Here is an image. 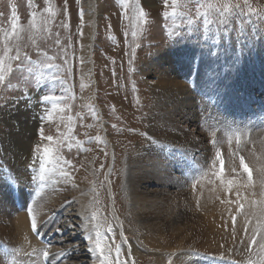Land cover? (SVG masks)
<instances>
[{
  "label": "rangeland",
  "instance_id": "1",
  "mask_svg": "<svg viewBox=\"0 0 264 264\" xmlns=\"http://www.w3.org/2000/svg\"><path fill=\"white\" fill-rule=\"evenodd\" d=\"M228 3L240 7L224 12L220 5ZM222 13L229 21L227 26L218 23ZM213 52L215 56L211 55ZM237 53L239 64L233 69ZM171 57L176 61H170ZM0 60L5 65L4 79L0 80V115L7 108L8 119L13 122L17 110L5 107L7 103H18L19 99L35 102L30 116L23 114L25 111L19 115L20 120L32 122L33 142L27 154L43 157V150L48 147L52 164L37 174L39 180L34 175L28 184L11 183L12 206H0V212L7 210L9 216L26 214L32 235L42 245L32 248L28 256L21 247L15 248L8 231L0 230V249L11 264H38L39 260L48 264L55 249L64 244L76 245L81 248V255L92 260L85 220L91 223L93 240L97 231L101 233V260L107 257L108 264H151L144 262L145 256L161 254L152 249L149 228L167 217H175L180 201L174 193L170 195V190L165 191V183L145 181L136 190L131 181L144 170L155 174L171 167L172 175L181 178V164L189 170H205L204 164H194L197 156L204 154L170 138L169 130L182 140L204 141L213 146L215 139L205 138L201 127L218 135L232 125L242 129L243 142L231 134L241 154L243 145L252 139V131L261 132L260 141L264 140V0H247V5L244 0H0ZM175 76H180L193 92L190 102L199 114L196 122L182 120L169 126L164 121L166 109L160 110L155 86L162 77ZM235 133L240 136V132ZM48 136L52 139L48 140ZM219 148L212 150L214 159ZM6 151L8 146L0 133V157ZM134 160L143 161L141 168ZM10 167L6 162L0 171L5 168L10 172ZM60 173L82 185L88 194L85 201L74 197L60 200L62 207L51 205L53 200L49 199L46 186L54 185L55 189ZM248 176L234 182L235 193H220L210 209L200 213L208 225L197 224L220 230L224 239L232 235L236 240L237 215L245 209L236 212L235 208L226 211L224 207L232 203V196L238 198L245 193L239 189L251 181ZM190 180L188 187L194 181V192L201 189L202 193L205 187L214 185L203 177ZM185 182L184 177L182 183ZM17 188L22 198L28 192L30 197L25 203L15 200ZM156 188L163 191L162 197L152 193ZM210 191L208 188L204 194ZM36 193L43 195L39 204L45 205L39 219L35 216L39 206ZM171 196L176 203H171ZM156 205L163 207L154 212ZM190 219L187 220L193 224ZM33 221L38 226L36 235ZM181 221L175 225H186L184 219ZM245 226L240 245L248 231ZM191 230L190 226L196 240L188 243L186 250L170 252V258L187 255L190 259L183 260L187 261L194 255L207 254L210 264H240L239 256L229 259L227 255L235 250V244L220 242L217 248L223 252L214 254L210 250L216 248L217 242H201L204 232L199 238L200 234ZM54 237L66 241L63 244L52 240ZM128 247L139 248L140 253L131 257ZM23 255L24 260L18 258ZM79 259L67 257L57 264H74Z\"/></svg>",
  "mask_w": 264,
  "mask_h": 264
},
{
  "label": "bare ground",
  "instance_id": "2",
  "mask_svg": "<svg viewBox=\"0 0 264 264\" xmlns=\"http://www.w3.org/2000/svg\"><path fill=\"white\" fill-rule=\"evenodd\" d=\"M95 28H96V23L94 24V29ZM176 57H178V55ZM161 59H165V57L161 56ZM172 59H173L172 62L176 61L174 57H171L170 61ZM176 59L181 64L182 63L185 64L184 61L181 62L180 59L178 58ZM179 78L180 76H175L174 78L162 77L156 82V86H155V90H158V92H156L157 93L156 95H158L159 98L158 100H160V107H161L160 110L166 109L165 113H167V117H165L164 121H166V123H169V126L177 124L179 121L182 120H186V122L189 121L196 122L199 118V114L197 113V111H194L195 109H193L194 108L193 103L190 102L194 96L193 92L190 89H188L187 86L184 85ZM163 98L164 100H162ZM19 101L20 102L18 103L14 101L9 102L7 103V106H5L10 109H12V107H16L17 111L16 110L15 111L17 115L16 117H14L13 122L12 120L8 119L9 111L7 108L2 109L0 115V133L2 134L3 137V143L7 144L8 146V151H6L7 153L1 154L0 167H3L4 164H6V162H8L11 165L10 172L7 171L5 168H2V171H0V206L1 207L8 206L10 208L12 206L9 200L11 194L10 192L11 183L14 185H17L19 182H24L28 184L30 183L31 178L34 175H36V179L39 180L37 178V174L41 173V171L47 170V168H50L52 165L48 158L47 160H43V157L41 156L35 157L33 154H27L33 142V135L31 130L32 126L30 125V123L32 122L28 123L30 119H28V121L26 122L20 120L19 115L21 114L20 113L21 111L23 112L25 111L23 114L30 116L32 107H34L35 102L30 103L26 100L23 101L21 99H19ZM10 115L14 116L12 113H10ZM158 119H160V117L157 116V120ZM225 121L226 123L228 122L229 124L228 118ZM17 123L18 126L16 125ZM201 128L205 138H209L211 140L213 138L215 139L216 141L215 145L212 146L204 141H200V143L188 142L186 139L183 140L180 139V136L178 134L176 133L172 134V131L170 130H169V135L171 134L170 138L181 140L183 143L186 144V146L189 145L191 151H196V152L200 151V154L202 155L204 154V156L201 155L197 156L198 158L196 159V161H194V164H196V166L200 164V166L202 167L204 164L205 168H202V170L205 169L204 172L201 173V171L196 169L189 170L187 167L184 166V164H181L180 165L181 168L179 167L181 172L186 173V174L183 173V176H181V178H178L177 175L175 176L172 175L171 169H173L174 167H171L167 169H160L155 174L154 172H151V174H149L147 173L146 170H144L141 176H137L131 181L132 187L135 188L136 190H138L137 188L145 181L152 182L153 180L157 183H161V184L165 183V186H167L168 188L169 187L172 188V189L170 188L168 189L166 187L165 191L170 190L169 192H172L170 193V195L174 193L175 194L174 198L179 199L180 201L179 205L181 207L179 213L175 215V217H170V218L167 217L165 219L166 221L162 220V222H160L159 224L151 225L150 228L148 227L150 229V234H151L150 243L152 245V249H155L157 252L160 251L161 255L158 254L157 256L154 257V255H152L153 253L148 254L146 255L147 257L145 256L144 262L149 261L151 264H206L208 262L207 261L208 259L205 258L207 254H201L200 257L194 255L192 257L193 259L187 261H183L185 260L184 258H189V256L187 255H184L186 257H183L182 255L181 256L176 255L175 257L172 258L169 257L170 252L172 251L177 252L179 251L178 249L186 250L187 248L186 245L196 240L195 237L193 238L191 236L193 234L190 233V226H191V229L193 231L196 230L195 233H197V235L198 233L200 234L199 238L201 237V231L204 232L203 236L201 237L203 238L201 239V242L202 241H206V242L209 241V243H212L213 241L217 242L215 246L216 248L214 250H210L214 254H219L223 252L221 250H218L217 248L220 242H224L227 244H235L236 248L235 250L232 251L233 253L231 252L227 254L229 256V259L234 256H239L237 260H239L240 264H254V262H256L255 264H264V140L260 141L261 132L252 131V139L251 141L243 145L244 154H241L239 150L234 146L232 142L233 137L231 134H233L236 141L240 142L242 129L238 127H236L235 129V127H233L232 125H228L224 127L226 132H222V134L217 135L211 131H208V129L205 126H202ZM228 130H230V132ZM235 132L237 133L240 132L239 133L240 136L237 137ZM237 138L239 139L237 140ZM218 146L221 147L218 149L216 153L219 155L217 158L214 159V154L212 153V150H214V148H217ZM222 147H224L225 149ZM20 151L21 152L23 151L24 153L19 154ZM134 161L138 162L137 168H141L143 161L141 160H134ZM42 162H44L45 164V167L43 169L41 168ZM178 162H181V159H178ZM187 162L190 163V161ZM247 175H250L248 176V178L251 181L249 183H246V185H243V187L239 189V190H246L244 191L245 193L240 194L238 198L232 196V203L224 207L226 211H231L233 208H235L236 212L238 211L241 212L240 209L242 208L245 209L244 211H242V214L237 215V219H239L238 230L236 231L237 239L233 240L232 235L230 234H229L230 238L229 236L228 237L225 236L226 239H224V236L223 234H221L220 230L213 231L210 230V228L208 227H200L197 224L199 222L202 224L204 223L205 226L208 225L206 220L202 219L201 214L210 209V205L214 202L216 197L222 192L227 194L228 196H230V194L232 195L233 193H235V192L232 193V185L236 180L241 181L244 178V176ZM184 177L186 180L185 184L182 183L184 181ZM201 177L212 180V185L214 184L212 187H208V186L205 187L206 191L208 188H211V191L206 194H204L205 190L202 192L203 194L201 193V189L195 192L192 190L194 181L191 184L192 187L191 188L188 187L189 182L191 181L190 178L197 179ZM10 179L12 180L11 182ZM203 183L204 185L207 184L205 182ZM201 184H199L198 187L201 186ZM53 186H46L48 188L47 195L49 196L50 200L51 199L53 200V203H51V205H57L58 207H62L63 203L60 201L62 199L69 200L74 197H77L76 199L80 198L83 201H85L88 196V194L85 192L81 184H79L76 181H71V179H69L63 173H60L58 177L57 185H56L57 187L55 186L56 188L53 189ZM228 186L229 188H226ZM18 189L19 188L15 190L16 192L15 200L20 199L21 201L20 203L22 202L25 203L27 198L30 196H28V192L26 191L25 193H23V198H22L18 192ZM135 192L139 194L138 191ZM162 192L163 191L157 188L152 190V193L158 197H162ZM31 193L32 192H29V195ZM42 196L43 195H38L37 193L35 194V199H37L38 202L37 205H39L38 209L36 207L37 210L35 211V216L38 219L40 216L42 218V215L44 214L43 208H45L44 207L45 205L43 203L39 204V202L41 201L40 198ZM174 198H172V196L170 198V200H172L171 203L173 204L176 203ZM82 200L80 201L82 202ZM233 201L234 202L236 201L237 203L235 202L234 205ZM44 202L46 203V200ZM3 204L5 205L3 206ZM154 204H156V202ZM15 206L17 207L16 204ZM159 207L161 206L156 205V207H154V212H157L159 210ZM198 210H200V212ZM9 215L10 214H8L7 210L5 211V213L0 212V225H1L0 230L4 232L8 231V233H10V237L15 240L14 243L15 248L21 247L22 252L28 253L29 256V253L32 251V248L36 246L38 248L41 247L42 245H40V242L38 243L36 238L32 235L30 230V223L28 221L26 214L22 212L19 213L17 212L14 216H9ZM146 215L143 216L144 219H146L147 217ZM188 218H191L190 220L191 221L193 220L194 223L193 224L192 222L190 223L187 220ZM183 219L187 222L186 225L183 224L184 225L183 227L179 225H175V223H178L179 220L181 221ZM218 223L220 222H217V225ZM244 224L245 225L247 224L248 231L246 237L243 240L242 245H240L239 244L240 238H242L244 228L246 227ZM84 230L87 231V235H86L87 242L91 244L90 248L93 255V258L91 257L92 260L91 259L88 260L85 258V255H81L82 254L81 248H76L77 247L76 245L70 246V244H64L66 241L65 239L60 240L57 239V237H54L52 240L61 242L64 245L62 247H58L59 250L57 248L55 249L57 251L55 252V255L51 256V258L48 261V264H57L58 262L62 261L67 257L81 258L78 261L74 262V264H87V263L101 264L100 250L95 249L93 239L92 240L89 239V236L92 237L91 235L92 230H91V223L88 220L84 221ZM220 237H223L221 239L222 241L220 240ZM142 241L145 242L144 240ZM163 252L166 254L162 255ZM139 253H140L139 248L131 247L130 249V247H128V254L131 257L136 256ZM155 254L157 253L155 252ZM18 258L24 260L25 256L24 255L19 256ZM140 258H143V255H141ZM0 264H11L8 259V255L1 249H0ZM12 264H15V262H13ZM38 264H43V262L39 260ZM216 264H232V263L231 262L223 263L219 261Z\"/></svg>",
  "mask_w": 264,
  "mask_h": 264
},
{
  "label": "snow or ice",
  "instance_id": "3",
  "mask_svg": "<svg viewBox=\"0 0 264 264\" xmlns=\"http://www.w3.org/2000/svg\"><path fill=\"white\" fill-rule=\"evenodd\" d=\"M244 2H245V5H247V0H244ZM209 7H215V5H209ZM220 7L222 9H224V12H227V11H230L232 8L240 7V5L239 4L233 5L231 3H228V4H222V5H220ZM47 11H51V9H48ZM249 11L251 12V11H253V9L251 7H249ZM140 15H141V17H143L144 13L141 12ZM13 17L15 18V13H13ZM218 23H220V24H222L224 26H227L229 21H228V19L225 18L224 14L222 13L221 14V18L218 21ZM13 27H15V23L13 24ZM211 55L215 56L216 53L213 52ZM16 59H20V57L17 56ZM238 64H239V53H237V58H236L234 64L231 65V67L234 69L236 66H238ZM4 71H5L4 62L2 60H0V80L4 79L3 74H2ZM44 98L45 99H50V97H44ZM47 139L51 140L52 137L48 136ZM49 153H50V149L48 147H45L44 150H43V154H44L43 155V160H47V158L49 156ZM44 167H45V164H44V162H42L41 163V168L43 169ZM32 229L35 230V231H38V226H37L35 221L32 222ZM58 231H59V229H58ZM89 239L92 240V237L89 236ZM93 243H94L95 249L100 250L101 254H103V248H102V244H101V233L99 231H97L96 238L93 240ZM116 251L119 252V247H117ZM43 254H44L45 257H47L49 255L48 251H46V250L44 251ZM101 264H108L107 257H105L103 260H101Z\"/></svg>",
  "mask_w": 264,
  "mask_h": 264
}]
</instances>
